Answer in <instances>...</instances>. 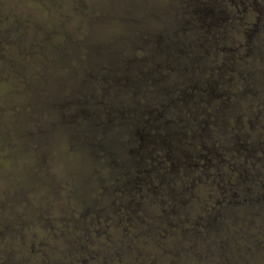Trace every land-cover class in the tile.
I'll return each instance as SVG.
<instances>
[{"label":"rangeland","instance_id":"rangeland-1","mask_svg":"<svg viewBox=\"0 0 264 264\" xmlns=\"http://www.w3.org/2000/svg\"><path fill=\"white\" fill-rule=\"evenodd\" d=\"M191 1L169 0L168 7H162L155 0H71L72 11L83 17V23L69 28L70 17L62 13L57 15L65 0H0L3 6L0 15V82L16 81L21 109L16 117L18 121L22 118L24 124L15 130L17 139L25 150L32 144L43 149L39 159L45 169L56 144L71 151L72 143L73 153L83 161L68 193H65L63 183L47 171L44 176L25 175L15 182L0 175V246L7 245V251L0 247L2 264H79L81 257L96 259L88 264H155L157 258L161 264H166L170 259L169 250H175V246V251L182 252L183 259L174 264H196L188 255L189 246L179 242L180 236H175L163 250L154 247L151 240L160 227V206L151 197L132 215L144 217L146 226L135 225L130 236L121 234V227L111 240L94 234L97 226L110 228L108 220L120 222L111 204L126 186L127 171L135 167L129 155L133 145L131 133L143 120L140 114L126 118L121 111L138 105V100L132 97L133 89H141L144 104H153L158 98L157 90L162 88L157 86L156 89L152 85L153 68L129 86H117L115 81L118 77L127 79L124 77L132 71L129 58L152 51L154 42L145 40L151 38L149 29H158L169 39L175 36L176 30L182 28L179 24L181 12ZM105 31L110 35L107 42L103 40ZM195 36L193 34L192 38ZM193 41L190 40L188 45L190 57L179 58L175 46L170 48L174 59H162L163 63H168L165 67L169 70V66L174 65L173 82L179 81L184 72L188 71L189 75L188 69L194 70V75H197L196 71L206 75L221 62L223 87L247 91L235 102L236 112L244 111L243 102L250 108L255 93L258 96L261 119L255 135L264 142V34L257 42L254 57L232 61L227 53L215 50L210 57H218L215 66L205 59L197 63L201 50ZM135 46L143 49L141 47L140 51ZM133 65L137 69L143 66L138 61ZM231 71L233 75L229 78ZM79 97L88 99L84 106L99 115L103 112V100H106L113 111L115 128L108 133L100 131L95 116L83 119L79 128L76 124L63 123L61 108L69 102L73 112L78 113ZM28 108L31 112L25 111ZM10 110L14 111V108H9V97H0V138L9 134L7 125L2 122ZM29 123L37 127L30 128ZM66 139L71 143L67 144ZM41 189L45 190L44 195H40ZM244 217V227L248 223L249 228L253 225L251 216ZM234 223L233 219L229 221L232 231L241 227ZM257 223V227L264 230V219ZM37 225L46 233L43 238L30 232ZM87 233L91 241H87ZM134 235L140 240H134ZM17 239L19 250L12 247V242ZM25 249L27 255L23 254ZM250 264H264V260Z\"/></svg>","mask_w":264,"mask_h":264},{"label":"trees","instance_id":"trees-1","mask_svg":"<svg viewBox=\"0 0 264 264\" xmlns=\"http://www.w3.org/2000/svg\"><path fill=\"white\" fill-rule=\"evenodd\" d=\"M168 1L155 0L162 7H168ZM179 24L182 28L176 30L172 39L158 29H149L151 38L145 40L154 42L152 51L129 58L132 71L124 77L127 79L118 77L115 81L117 86H129L153 68L152 85L162 88L157 90L158 98L153 104H144L141 89H133L132 97L138 100V105L121 111L126 118L140 114L143 120L131 133L133 145L129 155L135 167L127 171L126 186L111 204L120 222L108 220L110 228L97 226L94 234L111 240L121 227V234L130 236L135 225L146 226L144 217L132 215L151 197L160 206V227L151 240L154 247L163 250L175 236H180L179 242L189 246L188 255L196 264H209V261L236 264L238 251L242 245L250 244L249 234L256 230L257 221L264 219V202L261 201L264 199V142L255 135L260 129L261 112L256 93V96L252 94L254 101L250 108L243 102L244 111H235V102L247 91L223 87L222 63L215 66L218 57H210L215 50L227 53L232 61L254 57L257 42L264 34V0H193L182 10ZM104 33L103 40L107 42L110 35ZM193 34H196L194 38ZM232 39H235L233 44ZM190 40L201 50L197 63L205 59L216 68L208 70L206 75L198 71L194 75V70L190 69L188 75L185 69L187 72L181 79L173 82L174 65L169 66V70L168 63H163L162 59H174L170 48L175 46L179 58L190 57ZM141 47L135 46L140 51ZM137 61L143 65L141 69L133 65ZM232 75L231 71L228 77ZM87 101L79 97L78 113L73 112L69 102L65 101L68 104L62 108L59 106L63 123L76 124L79 128L83 119L95 116L100 131L111 132L115 122L107 101L102 103L104 117L89 111L84 106ZM66 143L70 144L71 140L66 139ZM70 148L73 152L72 143ZM205 213L211 216L205 218ZM248 213L252 214L249 219L253 222L249 228L248 223L244 227L242 220ZM226 214L232 217L226 220ZM231 219L241 227L232 231ZM88 236L87 233V241H91ZM133 239L140 240L137 235ZM83 250L86 251L85 247ZM169 251L170 259L166 264L182 261V252ZM92 257L96 256L92 254ZM80 259L79 264L96 261ZM160 261L157 258L155 264Z\"/></svg>","mask_w":264,"mask_h":264},{"label":"clouds","instance_id":"clouds-1","mask_svg":"<svg viewBox=\"0 0 264 264\" xmlns=\"http://www.w3.org/2000/svg\"><path fill=\"white\" fill-rule=\"evenodd\" d=\"M73 5L71 0H65L63 7L59 10L57 15L61 13L67 17H70L68 21L69 28H76L83 23V17L78 13L72 11ZM99 14V13H97ZM47 16V13H45ZM62 39V38H61ZM16 81L0 82V97H9V108L6 119L2 122L7 125L8 136L6 138H0V175L7 177L9 182H15L17 179L25 175H37L44 176L45 171L48 175L55 176L60 180L65 188V193L71 191L72 185L76 179V173L83 166L82 158L68 151L60 144H56L51 149V156L47 161L46 169L41 165L39 159V153L43 149L32 144L29 149L25 150L21 146V142L17 139L15 130L17 128L24 127L21 120L18 121L16 113L21 109L18 106L19 97L16 96L18 91ZM22 90V88L20 89ZM31 112V108L25 110ZM39 119V117H37ZM46 119V117H45ZM28 127L35 129L37 125L29 123ZM44 189H41L40 195H44ZM30 232H35L38 238H43L46 233L43 232L37 225L30 229ZM7 251V245L0 246ZM12 247L19 250V240L12 242ZM63 247V246H62ZM23 254L27 255L26 249L23 250ZM240 255H244L243 251L237 253L236 258L239 259ZM19 258V257H17ZM36 259H39L38 257ZM3 262V257L0 256V264Z\"/></svg>","mask_w":264,"mask_h":264},{"label":"flooded vegetation","instance_id":"flooded-vegetation-1","mask_svg":"<svg viewBox=\"0 0 264 264\" xmlns=\"http://www.w3.org/2000/svg\"><path fill=\"white\" fill-rule=\"evenodd\" d=\"M3 6L0 5V15L2 11ZM16 15V14H15ZM14 15V16H15ZM3 16V15H2ZM1 16V17H2ZM14 18V17H13ZM28 200V199H26ZM257 201H260L256 199ZM264 202V199L261 200ZM26 203H29L26 201ZM239 214H236L235 216H238ZM247 216H251L252 214H246ZM211 214L205 213L204 217L209 218ZM229 216L232 217V215L226 214L225 219H229ZM264 217V215H262ZM256 217V216H254ZM250 235V244L242 245L240 251H243L244 255H240L239 259L236 264H250L254 261H261L264 260V230L259 229L258 227L256 230L251 231ZM175 250H177V246H175ZM161 264V262H159Z\"/></svg>","mask_w":264,"mask_h":264}]
</instances>
